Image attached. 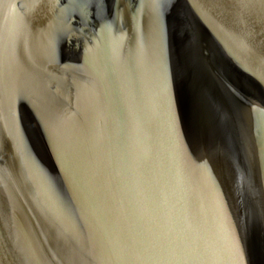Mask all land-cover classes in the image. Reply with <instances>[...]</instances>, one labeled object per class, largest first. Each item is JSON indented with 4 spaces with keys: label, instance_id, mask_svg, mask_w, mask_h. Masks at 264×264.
<instances>
[{
    "label": "water",
    "instance_id": "water-1",
    "mask_svg": "<svg viewBox=\"0 0 264 264\" xmlns=\"http://www.w3.org/2000/svg\"><path fill=\"white\" fill-rule=\"evenodd\" d=\"M0 264H264V0H0Z\"/></svg>",
    "mask_w": 264,
    "mask_h": 264
}]
</instances>
